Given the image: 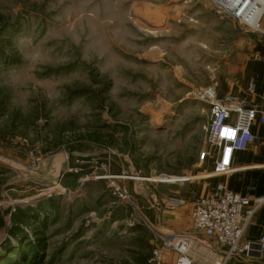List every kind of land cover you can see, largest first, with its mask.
<instances>
[{
	"label": "rangeland",
	"instance_id": "rangeland-1",
	"mask_svg": "<svg viewBox=\"0 0 264 264\" xmlns=\"http://www.w3.org/2000/svg\"><path fill=\"white\" fill-rule=\"evenodd\" d=\"M257 34L210 0H0V264H147Z\"/></svg>",
	"mask_w": 264,
	"mask_h": 264
},
{
	"label": "built area",
	"instance_id": "built-area-1",
	"mask_svg": "<svg viewBox=\"0 0 264 264\" xmlns=\"http://www.w3.org/2000/svg\"><path fill=\"white\" fill-rule=\"evenodd\" d=\"M219 12L228 15L241 25L253 31H261L264 18V0H210ZM255 86L248 85L247 92L253 94ZM208 104L210 118L206 128L210 147L221 150L214 172L225 174L232 169L235 152L247 150L255 141L252 127L264 113L257 106H251L246 98L231 94L220 96L217 87H209L201 97ZM207 158L203 152L200 160ZM105 168V165H102ZM111 179L112 177H108ZM115 178V177H113ZM114 195L121 203L133 205L125 186L112 180L109 182ZM185 201L178 196H167L154 207L156 213H174L184 207ZM264 206V196L240 195L219 184L206 196L193 202L191 218L196 235L209 241L219 259L213 264H229L238 259L247 263L255 262L264 255V235L258 243L244 239L247 228L255 214ZM190 241L186 236L174 235L164 245L179 255L176 264H193L187 257ZM163 248V247H162ZM162 248H154L147 264H166Z\"/></svg>",
	"mask_w": 264,
	"mask_h": 264
},
{
	"label": "crops",
	"instance_id": "crops-1",
	"mask_svg": "<svg viewBox=\"0 0 264 264\" xmlns=\"http://www.w3.org/2000/svg\"><path fill=\"white\" fill-rule=\"evenodd\" d=\"M260 27L257 42L253 46V54L244 60L242 77L235 84L229 85L224 95L246 98L249 105L257 106L264 113V18ZM252 82L255 90L253 94H249L247 88ZM252 134L255 137L254 143L247 150L234 153L230 171L225 174L214 172L221 150L211 148L207 150L210 152L209 157L198 163L195 175L178 179L179 181L175 182L177 184L169 190L171 193L165 194V197L174 195L185 201L184 207L179 211L156 213L155 216L157 224L152 230L157 234L158 243L154 248L163 247L166 264H176L179 257L177 253L164 247L174 235L186 236L190 241L187 257L193 264H213L219 259L209 241L193 231L191 211L197 198L209 195L219 184L240 195L264 196V123L260 122V116L252 127ZM132 207H136L134 202ZM263 235L264 206L255 214L244 234V239L258 243ZM229 264H264V255L252 263L235 259Z\"/></svg>",
	"mask_w": 264,
	"mask_h": 264
}]
</instances>
